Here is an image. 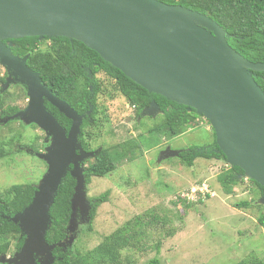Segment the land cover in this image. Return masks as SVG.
I'll return each instance as SVG.
<instances>
[{"label": "water", "instance_id": "95a60500", "mask_svg": "<svg viewBox=\"0 0 264 264\" xmlns=\"http://www.w3.org/2000/svg\"><path fill=\"white\" fill-rule=\"evenodd\" d=\"M27 37L79 41L149 93L195 110L209 121L217 152L228 165L244 171L240 178L264 187V91L254 78L255 72H264V63H253L235 51L216 21L158 0H0V66L28 88L29 96L25 110L2 121L34 124L51 139L46 154H37L48 169L32 203L10 219L25 242L12 259L3 256V263L54 264V250L72 246L73 236L57 245L46 240L51 208L69 173L77 185L68 232H75L79 213L89 219L91 212L85 162L94 153L85 152L79 142L83 116L43 84L27 66V57L14 55L12 44L4 43ZM46 102L72 120L69 132ZM159 114L162 110L155 101L143 112Z\"/></svg>", "mask_w": 264, "mask_h": 264}, {"label": "rangeland", "instance_id": "374dc122", "mask_svg": "<svg viewBox=\"0 0 264 264\" xmlns=\"http://www.w3.org/2000/svg\"><path fill=\"white\" fill-rule=\"evenodd\" d=\"M98 77L114 99L102 95L98 100L99 127L90 131L91 139L86 138L92 153L101 147L138 139L143 132L126 99L112 92L113 82L103 73ZM6 93V106L28 107L29 96L23 87H10ZM159 115L156 120H144L143 124L155 125L161 120ZM9 117L0 116V145L5 144L10 153L9 157L0 159V192L12 185H38L48 169L37 155L46 154L44 144L49 145L51 140L46 132L38 126L2 121ZM213 141L211 125L201 119L186 134L170 140L163 137L158 147L144 149L142 156L124 161L108 177H94L88 186L86 180V198L91 210L92 200L106 192L110 195L97 208L91 230L90 218L77 215V228L65 239L73 236L70 247L73 252L83 254L93 250L106 236L141 216L152 222L147 236L136 247L124 249L119 264H149L154 258H159L161 264H238L252 253L264 260V229L257 224V209L235 207L242 201L260 202L262 196L257 188L245 179L235 188L234 195L228 196L217 181L227 167L225 161L198 159L194 168H189L178 156L169 155L194 146H208ZM86 162L85 167L89 165ZM193 190L197 201L193 200ZM13 250L18 252L15 246L10 253ZM15 254L6 259H12ZM0 264H6L1 254Z\"/></svg>", "mask_w": 264, "mask_h": 264}, {"label": "trees", "instance_id": "16d2710c", "mask_svg": "<svg viewBox=\"0 0 264 264\" xmlns=\"http://www.w3.org/2000/svg\"><path fill=\"white\" fill-rule=\"evenodd\" d=\"M167 5H177L204 14L216 21L225 31L232 35H238L244 39H228L231 47L253 63H264V42L256 41L247 32L253 27L245 28L244 24L254 20L257 5H264V0H158ZM256 22V20H254ZM260 28H258V31ZM43 40V41H42ZM27 37L19 40H11L14 44L11 47L13 54H19L21 58L27 57V66L40 75V78L51 92L59 99L69 104L80 116H83L79 142L85 152H93L90 142L91 130L99 127L97 118L99 111L98 100L100 96L110 97L109 88L105 87L98 75L103 73L113 82L112 92L126 99L129 106L135 112L137 125L141 126L143 132L138 139H131L111 147H101L94 153V156L87 160L89 165L85 167L87 186L94 177H108L124 161H133L142 156L144 149H154L161 143L164 137L168 140L182 136L190 128L197 125V121L204 119L195 110L191 112L184 105L177 104L167 98L149 93L139 84L128 78L123 72L106 62L97 52L88 48L79 41H71L68 38H44ZM50 42L46 48L43 46ZM5 43V41H4ZM7 45V43H5ZM17 56V55H16ZM10 72V71H9ZM10 77L11 72H10ZM254 78L257 84L264 91V72H255ZM6 79L1 77L0 68V116L15 114L19 107L6 106L7 93L3 91L2 85ZM16 80V79H15ZM17 81V80H16ZM18 82V81H17ZM20 83V82H18ZM21 84V83H20ZM23 85V84H22ZM5 85V89L9 86ZM155 101L162 110L161 120L155 125L145 126L146 119L156 120L155 117L143 116V112ZM46 107L57 121L69 132L72 127V120L67 118L51 103L46 102ZM93 107L95 112L87 117V111ZM158 116V118H159ZM13 121L26 125L20 119ZM209 123V121H207ZM10 123V122H9ZM210 125V123H209ZM147 127V128H146ZM213 129V128H212ZM214 141L208 146H194L184 150L178 156L179 160L187 167L194 168L198 159L223 160L227 167L218 175L217 181L223 192L234 195L235 188L243 184L245 179L244 171L238 167H231L223 153H218L216 134L213 130ZM47 147V144H44ZM0 145V159L9 157V151ZM86 162V163H87ZM73 168V167H71ZM253 184L262 199L264 198V187L253 180ZM77 182L69 173L63 180L55 202L51 208L50 215L52 225L47 233L46 240L49 245H57L65 241L69 232L67 230L72 216V198L75 194ZM37 185L20 184L12 185L3 192H0V254H10L11 248L20 251L25 236H22L21 229L10 219L16 214L23 212L33 201ZM110 192L92 200L90 212L91 222L88 224L92 229V221L97 214V208L107 201ZM261 199V200H262ZM260 200L255 202L242 201L235 205L238 209L256 208L258 212L257 224L264 229V203ZM151 221H145L139 216L117 229L114 233L106 236L104 240L93 250L86 253H74L69 247L63 250L57 247L53 255L56 258L54 264H119L121 252L129 247H136L138 243L147 236V229ZM157 252L160 244L156 246ZM149 264H161L159 258H154ZM238 264H264V260L252 253Z\"/></svg>", "mask_w": 264, "mask_h": 264}, {"label": "flooded vegetation", "instance_id": "af4514ba", "mask_svg": "<svg viewBox=\"0 0 264 264\" xmlns=\"http://www.w3.org/2000/svg\"><path fill=\"white\" fill-rule=\"evenodd\" d=\"M260 1H261V0H260ZM257 7H258V9L256 10V12H257L258 14H256L255 17H254V20H256V22H255L254 20H250L248 23L244 24L243 27H245V28L253 27V29H252L251 31L247 32V33H248L249 35H251V38H252V39L254 38L256 41H262V42H264V5L262 4V5L260 6V3H258ZM258 28H260L259 31H258ZM226 36H227V40H228V39H229V40H230V39H231V40H232V39H239V40H240V39H244L243 37H239L238 35H232L231 33H228L227 31H226ZM42 41H43V40H42ZM5 43H7L8 46L11 45V44H12V47L14 46V44L12 43L11 40L5 41ZM15 55H17V56H19V57H22V56H20L19 54H16V53H15ZM0 68H1V70L3 71V72H1V77H3V78L6 79L5 83L8 81L9 78H11V79H10V84H9V86H8L6 89H5V85H6V84L4 83V84L2 85V88H3V91H4V92H6L8 88H10V87H15V86H21V87H23V88L25 89V91L28 92V88H27L25 85H22V84L18 83V82L15 80L14 77H10V72H9L6 68L1 67V66H0ZM16 107H18V106H16ZM26 107H27V106H26ZM26 107H24V108L26 109ZM24 108H23V107H19V110H18L15 114H13V115H11V116L16 115V114L19 113L20 111H23ZM94 112H95L94 108L91 107V108L87 111L86 116H87V117H91V115L94 114ZM1 117H3V116H1ZM6 117H9V116H6ZM4 118H5V116H4ZM18 252H19V251H18ZM18 252H15V251L13 250L12 253H10V254H8V255H2V254H1V256H2V257H3V256L11 257V256H13L15 253H18Z\"/></svg>", "mask_w": 264, "mask_h": 264}, {"label": "built area", "instance_id": "2783aa9c", "mask_svg": "<svg viewBox=\"0 0 264 264\" xmlns=\"http://www.w3.org/2000/svg\"><path fill=\"white\" fill-rule=\"evenodd\" d=\"M205 190H206L207 192H209V191H208V188H205ZM193 191H194V190H193ZM201 193H202V194H205L203 191H201ZM193 194H194V197H195V199L193 198V200H194V201H197V200H198V197L196 196V191H194ZM208 194H209V193H208ZM210 195H211V194H210ZM211 196H212V195H211ZM183 197H184V196H183Z\"/></svg>", "mask_w": 264, "mask_h": 264}]
</instances>
